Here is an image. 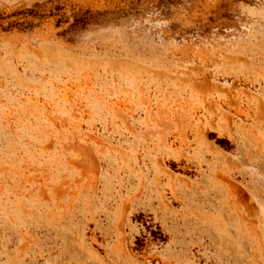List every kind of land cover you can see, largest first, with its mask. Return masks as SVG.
I'll list each match as a JSON object with an SVG mask.
<instances>
[{"label":"rangeland","instance_id":"1","mask_svg":"<svg viewBox=\"0 0 264 264\" xmlns=\"http://www.w3.org/2000/svg\"><path fill=\"white\" fill-rule=\"evenodd\" d=\"M0 264H264V0H0Z\"/></svg>","mask_w":264,"mask_h":264}]
</instances>
